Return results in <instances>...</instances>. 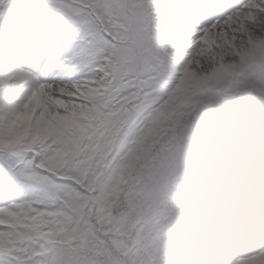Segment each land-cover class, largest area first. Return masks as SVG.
Returning a JSON list of instances; mask_svg holds the SVG:
<instances>
[{"label": "snow or ice", "instance_id": "1", "mask_svg": "<svg viewBox=\"0 0 264 264\" xmlns=\"http://www.w3.org/2000/svg\"><path fill=\"white\" fill-rule=\"evenodd\" d=\"M0 264H264V0H0Z\"/></svg>", "mask_w": 264, "mask_h": 264}]
</instances>
